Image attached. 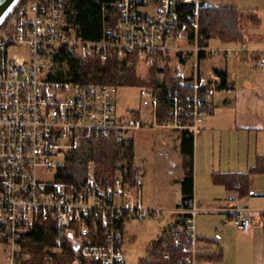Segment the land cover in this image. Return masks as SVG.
Instances as JSON below:
<instances>
[{
    "label": "built area",
    "instance_id": "2783aa9c",
    "mask_svg": "<svg viewBox=\"0 0 264 264\" xmlns=\"http://www.w3.org/2000/svg\"><path fill=\"white\" fill-rule=\"evenodd\" d=\"M70 1L21 0L0 29V246L7 254L5 264H18L23 242L41 221L54 223V239L44 248L41 264H127L125 221L168 211L142 205L139 174L132 185L123 173L101 180L90 162L83 186L58 180L59 169L83 140L111 137L120 143L143 121L116 116L118 86L51 79L55 54L62 56L65 49L78 59L102 62L135 55L152 66L168 56L219 50L199 42L200 10L211 6L209 0H117L118 26L106 28L99 40L84 39L68 26ZM21 48L26 55L14 54ZM259 65L264 68V57ZM194 69L187 110L178 92L140 88L155 119L159 103L167 107L170 117L158 125L196 134L204 123L208 113L203 106L210 96L201 94L197 65ZM177 74L184 77L179 68ZM176 211L183 215V237L174 240L183 252L178 264H197L194 200ZM232 212L240 229L249 232L251 212Z\"/></svg>",
    "mask_w": 264,
    "mask_h": 264
},
{
    "label": "crops",
    "instance_id": "0c3cea01",
    "mask_svg": "<svg viewBox=\"0 0 264 264\" xmlns=\"http://www.w3.org/2000/svg\"><path fill=\"white\" fill-rule=\"evenodd\" d=\"M233 6L256 11L260 15V23H263L264 10L253 7L255 4ZM260 23L243 28L242 43L225 45L220 42L221 48L216 53L208 51L210 54L204 58H199L191 52L183 57L179 55L180 59L174 56L177 70L179 68L185 77L192 78L197 65V75L202 86L210 85L219 78L216 75L218 69L227 74L226 87L215 90L212 96L209 95L212 112L205 118L193 140V200L198 210L195 220L198 221L196 233L199 246H209L207 253L221 252L222 259L218 261L219 264H264V222L260 217L261 213H264V202H255L258 198L251 190L258 175L251 176L252 192L245 198L226 184L215 183L213 180L214 174L247 173L255 166L257 156L264 154V68L255 58L257 55L264 57V24L261 26ZM228 49L231 51L230 55L226 52ZM208 57L214 60L203 73L201 62ZM135 110L140 113L143 121L141 112ZM145 124L165 131H174L170 134L161 132L157 145L155 141L148 140L149 156L144 157L139 165L135 163V149L134 163L142 180L141 203L148 208H163L164 202L167 208L163 209L173 212L174 217L178 218L181 214L176 210L182 203L181 183L184 178L183 155L180 150L181 131L158 125L152 113V119L143 121L142 127L135 133L142 130ZM133 133L130 138L135 147ZM150 170L158 190L157 202L145 204L143 190L146 185L145 178ZM165 197L174 198V203L164 201ZM234 210L251 212L252 227L249 232L240 229L232 212ZM213 217L220 219L221 233L214 240L215 243L210 244L208 241L211 238L208 240L200 237L210 236L209 226ZM175 221L174 218L173 222ZM172 224H168L166 229ZM202 249H199L200 253L203 252Z\"/></svg>",
    "mask_w": 264,
    "mask_h": 264
},
{
    "label": "trees",
    "instance_id": "16d2710c",
    "mask_svg": "<svg viewBox=\"0 0 264 264\" xmlns=\"http://www.w3.org/2000/svg\"><path fill=\"white\" fill-rule=\"evenodd\" d=\"M28 1V0H22ZM117 0H71L66 8V21L69 27L77 30L78 34L88 40H99L106 28L118 26L119 13L115 6ZM261 22L260 15L256 11L242 10L233 5H212L202 8L199 15V42L202 47H208L212 39L219 40L222 44H240L244 41L243 28L247 25H258ZM210 52L201 50L199 58H204ZM260 61V55L255 56ZM143 61L129 55L123 58H111L105 62L99 59L81 60L72 56L67 50L62 49V56L55 54L53 60V73L50 78L72 82H90L96 84H108L118 87L135 86L152 89L155 93L178 92L184 99V109L187 110V100L191 89L188 84L191 77L178 75L174 64V56H168L163 64L156 63L149 66L147 77L138 76L137 68ZM219 77L210 85L203 86L200 90L203 95H211L215 90L226 87V72L216 70ZM186 82L181 85L179 82ZM203 109L208 114L212 112L211 102H207ZM132 117L139 118L138 111L131 112ZM170 115L164 103H159L156 122L164 123ZM181 146L183 155L184 178L182 180L183 199L180 206H185L193 199L194 189V133L189 129H180ZM135 147L131 138L118 143L114 138L96 137L85 139L80 146L68 155L65 165L58 171V180L84 185L88 174L90 162L95 164V173L98 179L108 180L119 173H123L131 185L134 183L138 168L134 163ZM264 173V154L257 156L256 164L247 173L214 174L215 183L226 184L228 188L235 190L242 198L251 195L250 178L252 175ZM264 222V213L260 215ZM264 225V224H263ZM53 221L38 222L33 232L23 242L22 257L18 264H41L44 248L50 245L54 239ZM183 237V215L170 225L163 238L151 243L147 247L146 257L140 264H178L183 259L182 249L176 247L174 240ZM208 243L214 244V240ZM199 244V239H198ZM197 260L202 258L221 261V252L202 254L199 251ZM31 253L25 257L24 253ZM170 255L169 260L164 255Z\"/></svg>",
    "mask_w": 264,
    "mask_h": 264
},
{
    "label": "rangeland",
    "instance_id": "374dc122",
    "mask_svg": "<svg viewBox=\"0 0 264 264\" xmlns=\"http://www.w3.org/2000/svg\"><path fill=\"white\" fill-rule=\"evenodd\" d=\"M212 5H256L253 7H258V9L264 10V0H210ZM262 10V11H263ZM7 21V20H6ZM5 21V22H6ZM5 24V23H4ZM3 24V25H4ZM261 26H263V23ZM2 25V26H3ZM0 27V29L2 28ZM220 41L216 39L210 40L208 49H220ZM20 51L14 52L17 53L19 56L26 55V48L19 49ZM193 55V54H192ZM192 55L190 58H192ZM176 57V56H175ZM189 58V59H190ZM177 60V59H176ZM214 59L208 57L206 60H203L201 62V69L204 73L206 69L211 65ZM138 76L147 77L149 74V66L145 65L143 62L142 65H140L137 68ZM148 100L141 96L140 88L135 86H125V87H119L116 94V102H115V113L117 117H127L130 115V111L134 109H138L143 117V121H148L152 119V113L153 109L151 106L148 105ZM174 130H167L164 129H158L153 127L152 125L145 124V127L138 131L134 132L133 135H135V149H136V159L135 163L137 165L141 164L144 157H148L150 153V149L148 147V140L155 141L156 145L159 142V137L161 136V132H165L170 134ZM157 147V146H156ZM93 163V162H92ZM88 165V170H89ZM93 168L95 172V164L93 163ZM96 174V173H95ZM256 181L254 188L251 189L254 191V193L257 195V198L255 202H258L261 204V202H264V173L256 174ZM146 185L145 189L143 190V198L144 203L152 202L154 203L157 199V187L155 183V178L150 170L147 173V176L145 178ZM149 189V190H148ZM251 191V192H252ZM164 201L174 203V198H163ZM146 201V202H145ZM157 202V201H156ZM163 208H167L166 204L163 202ZM174 218L177 220L178 218L175 216L173 212L166 211L164 214L160 216L155 217H147L144 221L138 220V219H130L125 221L124 226V232H123V248L125 252L127 253V264H140V262L146 257L147 254V247L155 242L160 240L165 235V229L168 224L174 223ZM197 217V220H199ZM196 221V225H197ZM221 223L220 219L218 217H213L211 223H210V232L207 237H200V238H207L208 240L211 238V240H216L219 233H221ZM200 248H203L201 252L202 254H206L208 251L209 246L207 244H203L199 246ZM5 249L3 246H0V264H5L7 262V254L4 252ZM212 253V252H210ZM25 257H30L31 253H24ZM197 264H219L216 260H209L206 258H202L200 261H198Z\"/></svg>",
    "mask_w": 264,
    "mask_h": 264
},
{
    "label": "water",
    "instance_id": "95a60500",
    "mask_svg": "<svg viewBox=\"0 0 264 264\" xmlns=\"http://www.w3.org/2000/svg\"><path fill=\"white\" fill-rule=\"evenodd\" d=\"M21 0H0V27L14 11Z\"/></svg>",
    "mask_w": 264,
    "mask_h": 264
}]
</instances>
